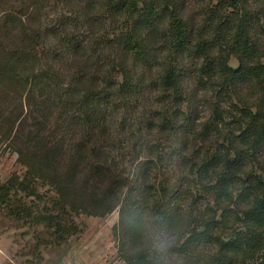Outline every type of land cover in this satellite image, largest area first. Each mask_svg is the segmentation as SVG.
Instances as JSON below:
<instances>
[{"label": "trees", "instance_id": "16d2710c", "mask_svg": "<svg viewBox=\"0 0 264 264\" xmlns=\"http://www.w3.org/2000/svg\"><path fill=\"white\" fill-rule=\"evenodd\" d=\"M216 7H209L201 22L188 16L187 0H0V136L18 152L32 177L49 182L57 193L54 211L42 209L34 216L37 223L64 236L74 228L68 212L104 217L121 204L115 229L127 263L164 264L149 238L144 206L153 192L163 197L172 192L169 179L151 178L159 162L149 158L140 179L131 183L111 158L113 147L78 142L69 149L67 144L77 129L89 125L106 138L107 114L111 104L117 106L116 99L160 89L164 96L158 101L167 102L159 113L161 129L174 130L181 144L180 150L171 145L170 154L180 155L185 166L189 162L188 175H194L189 184V176L182 177L180 193L151 207L170 232L187 234L172 248L174 253L187 256L188 264H264V0H221ZM109 32L110 41H99ZM50 34L60 39L58 51L72 54L71 73L59 52L47 46L50 41H43ZM110 48H118L120 57L107 54ZM231 55L238 58L237 67L229 63ZM119 70L123 81L105 79V73ZM58 77L69 84H59ZM214 79H219V92L240 101L233 105L236 113L222 109L216 119L232 117L240 132L202 163V137L210 136L212 123L198 127V107L202 89ZM185 103L192 110L187 115ZM72 128L73 135L67 136ZM193 140L201 146L191 164L185 153ZM119 149L124 157L126 147ZM162 150L156 149L160 163ZM202 181L221 204V215L209 208L185 215L177 204L181 191L188 198L194 187L202 190ZM19 184L15 192H36L31 180ZM13 189L1 197L4 204L14 200L20 213L37 209L9 195ZM234 194L246 202L239 212L227 207ZM231 217L240 219L245 229L229 224Z\"/></svg>", "mask_w": 264, "mask_h": 264}, {"label": "rangeland", "instance_id": "374dc122", "mask_svg": "<svg viewBox=\"0 0 264 264\" xmlns=\"http://www.w3.org/2000/svg\"><path fill=\"white\" fill-rule=\"evenodd\" d=\"M220 2L221 0H187V12L189 14L187 15L189 17L192 15L202 22L208 13V8L213 7L216 9V5ZM19 3L16 2L15 5ZM16 10L20 9L16 7ZM47 10L51 9L47 8ZM112 37L113 35L109 32L107 37L99 39V41H110L107 39ZM43 41H50L47 44L50 50L55 49L58 51L57 47L61 48L58 45L60 39L53 34H50L47 39L45 37ZM217 48L220 47L217 46ZM117 49H107L106 53H110L112 58H118L121 51L117 54ZM58 52L62 57V61L71 66L72 54L66 53L63 49H59ZM214 53L217 54V50ZM96 55L98 53H95L94 56ZM262 60L264 61V57H262ZM190 62L188 60L187 66L191 71L194 68ZM229 63L237 67L239 60L235 55H231ZM138 66L140 69L143 68V65L139 62ZM129 67L131 68V66ZM135 69L140 70L137 67ZM71 72L72 66L69 73ZM104 76L105 79L111 77L117 82L123 81L124 78L120 70L114 73H105ZM60 77L57 78L59 84L67 85L69 79L66 80L67 82H63ZM205 87V89H202L199 101L200 120L198 127L202 123L203 128L204 124L211 122L212 130L208 138L202 137V163H205L207 161L205 159L216 149L227 148L225 146L229 145V141L235 139L234 136L240 132L238 126L233 123L232 117L224 115L221 119H216L215 115L220 113L222 109L232 111L234 109L233 105L240 103L238 97L227 96L224 90L219 92V79L208 80ZM236 89L240 92L239 86ZM241 91L247 97L250 95L248 88L241 89ZM163 96L164 93L160 89H145L137 95L126 97L125 100L123 97L121 102L116 99L117 106L111 104L107 114L109 128L105 131L106 138L101 135V129H92L89 125V129L85 128L83 130L84 127L77 129L76 136L72 140H67V144L69 149H73V145L78 142L92 144L96 147H107V145L113 147L110 156L116 158L120 172H123L131 183H134V181L136 183L140 179L145 162L149 158L157 160L159 164L153 170L151 178L153 180L155 178L156 181L169 179V188L172 192L167 197L161 196L158 191L153 192L155 196L151 198V202H148V206L146 203L144 204L147 208L145 217H147L146 221L148 222L149 238L153 248L158 250V259L162 263L188 264L187 256L174 253L175 251L172 249L178 248L187 234H178L177 231L172 232V230L170 232L167 222L163 223L162 218L159 215H153L154 210H151L152 204H164L165 200L168 201L174 192L175 194L176 192L180 193L178 188L181 179L188 175L190 169V163L187 162L185 166V161L180 155L178 156L177 153L170 154L173 149H171V145L175 144L177 148L180 147L178 149L180 150L181 144H177L179 135H175L174 130L166 132V130L161 129L162 119L159 113H164V106H167V102L161 101L160 103L158 100L162 99ZM183 109L186 115L192 112L188 107V103L184 104ZM232 112L236 113L235 111ZM73 131L74 128L69 130L67 136L73 135ZM228 133L231 135H228ZM200 143L193 140L188 146L185 155L192 157L191 164L194 162V151L201 146ZM9 145V142L0 136V264H128L119 250L120 237L115 229L120 218L121 204L104 217L92 216L84 212H68V220L74 223V228L64 236L60 232L55 235L52 232L54 230H48L44 224L37 223L34 218L45 207L54 211L55 208L52 209V198L57 196L54 187L49 182L35 176L32 177L27 164L19 157L18 152ZM120 146L126 147L124 157H121V151L123 150L119 149ZM159 147L163 148L161 163L156 152ZM188 176L187 184L193 183L194 175ZM25 180H31L32 191L38 192L41 195L40 197L35 194L36 192L32 194L27 189L15 192V188L18 189L20 186L19 183ZM203 183L202 181V190L194 187L188 198H184L186 194L181 191L182 197L180 201H177V204L185 215L196 214L208 208L210 212H213L214 209L220 215L223 213L221 204L218 205L215 202L213 194L205 191L206 188L203 187ZM10 187L14 189L9 195L12 197L16 195L15 197L18 200L22 198L30 205H37V209L31 213H20L13 205L16 204L14 200L4 204L1 197ZM186 187L184 185L183 189H186ZM126 194L127 189L125 188L122 198H125ZM245 204V201L234 194L232 202L228 203L227 207L228 209L235 208V211L239 212ZM61 211L62 209L59 208L60 213ZM156 217L158 218L156 219ZM230 220L229 224L233 227L245 229V224L240 219L236 218L234 221V217H231Z\"/></svg>", "mask_w": 264, "mask_h": 264}]
</instances>
